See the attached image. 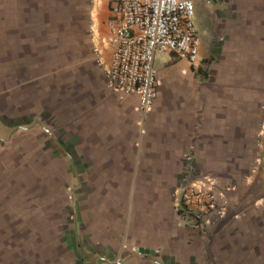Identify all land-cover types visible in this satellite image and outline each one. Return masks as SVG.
<instances>
[{
	"label": "crops",
	"instance_id": "obj_1",
	"mask_svg": "<svg viewBox=\"0 0 264 264\" xmlns=\"http://www.w3.org/2000/svg\"><path fill=\"white\" fill-rule=\"evenodd\" d=\"M93 6L92 44L110 97L104 96L93 114L99 150L82 166L85 184L95 188L83 237L72 239L79 264H106L119 255L127 257L123 264H264V28L259 18H233V6L199 0L200 63L158 54V98L143 116L138 95L108 86V0H93ZM13 14L10 7L0 11V18L8 19L2 29ZM83 92L82 99H99ZM205 177L216 180L217 194H225L230 207L224 222L202 231L176 209L181 187ZM131 247L149 257L130 255Z\"/></svg>",
	"mask_w": 264,
	"mask_h": 264
},
{
	"label": "rangeland",
	"instance_id": "obj_2",
	"mask_svg": "<svg viewBox=\"0 0 264 264\" xmlns=\"http://www.w3.org/2000/svg\"><path fill=\"white\" fill-rule=\"evenodd\" d=\"M221 1L264 28V0ZM9 7L4 29L0 18V264H79L72 239L83 237L95 188L82 166L99 150L93 114L110 97L92 44L93 0H0V11ZM84 89L100 100L82 99Z\"/></svg>",
	"mask_w": 264,
	"mask_h": 264
},
{
	"label": "built area",
	"instance_id": "obj_3",
	"mask_svg": "<svg viewBox=\"0 0 264 264\" xmlns=\"http://www.w3.org/2000/svg\"><path fill=\"white\" fill-rule=\"evenodd\" d=\"M199 0H108L111 60L106 65L108 86L125 95H138L140 112L149 114L158 98L156 58L168 53L193 66L200 63V36L195 24ZM211 4L213 0H205ZM260 162L264 164V144ZM264 167V166H263ZM214 178L187 183L180 189L179 215L191 226L207 231L224 222L230 202L217 194ZM130 255L148 254L131 247ZM119 256L111 264H123Z\"/></svg>",
	"mask_w": 264,
	"mask_h": 264
}]
</instances>
